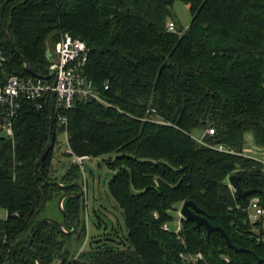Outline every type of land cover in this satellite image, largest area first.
Listing matches in <instances>:
<instances>
[{
    "label": "trees",
    "instance_id": "16d2710c",
    "mask_svg": "<svg viewBox=\"0 0 264 264\" xmlns=\"http://www.w3.org/2000/svg\"><path fill=\"white\" fill-rule=\"evenodd\" d=\"M177 1L189 6L192 19L186 29L169 32ZM64 33L90 49L84 75L106 101L77 99L68 112L69 147L77 157L117 154L109 163L115 171L109 191L127 235L121 249L93 241L75 259L79 248L71 247L87 231L82 198L68 197L64 209L77 233L43 224L31 243L40 263L257 264L256 255L264 264V217L250 220L252 199L264 209V193L240 197L228 179L237 175L244 190H264V165L242 155L249 134L253 145L264 148V0H4L0 40L9 62L0 79L32 77L22 58L38 75H48L47 50ZM50 129V99L42 109L25 101L14 122L15 139L0 135V208L7 212L0 221V264H37L27 244L48 202L66 192L43 180H58L57 122L51 150L36 167ZM196 132L230 152L202 145ZM81 171L73 163L60 181L80 182ZM185 201L195 202L245 251L230 248L220 232L208 239L194 222L182 221L180 232L164 230L173 221L171 211ZM198 252L201 259L186 260Z\"/></svg>",
    "mask_w": 264,
    "mask_h": 264
},
{
    "label": "built area",
    "instance_id": "2783aa9c",
    "mask_svg": "<svg viewBox=\"0 0 264 264\" xmlns=\"http://www.w3.org/2000/svg\"><path fill=\"white\" fill-rule=\"evenodd\" d=\"M4 0H0V10ZM169 32H176L173 22L168 23ZM51 50V49H50ZM52 54L48 52L50 66L48 76H32L29 78L17 74L5 75L0 79V135L14 140V122L18 118L25 101L42 109L44 103L55 94L54 118L57 122L58 132L66 133L68 138V112L72 110L77 99L85 101L102 102V93L93 81L84 75V68L87 65L90 49L86 43L78 37L64 34L56 43ZM9 62L2 49L0 40V70ZM109 88L106 83L105 89ZM206 133L210 136L214 134L213 129ZM195 139L202 145L213 147L223 152H230L223 145L210 146L201 139ZM70 154H73L70 150ZM74 156V155H73ZM86 157L74 156V163L85 169ZM259 198H254L250 205V220L257 222L264 217V209L259 204ZM165 229L170 230L168 225ZM180 232L181 230H176ZM202 256L195 259H201ZM188 259V258H187ZM188 261H190L188 259Z\"/></svg>",
    "mask_w": 264,
    "mask_h": 264
},
{
    "label": "rangeland",
    "instance_id": "374dc122",
    "mask_svg": "<svg viewBox=\"0 0 264 264\" xmlns=\"http://www.w3.org/2000/svg\"><path fill=\"white\" fill-rule=\"evenodd\" d=\"M172 14L173 16L170 18V20H172L177 24L175 25L176 30H178L179 28L186 29L190 25L192 16L188 5L180 1L175 2L172 7ZM6 32L9 31L6 29ZM64 34H69V33H64ZM49 48H51V50L53 49L52 46H50ZM51 50L50 49L47 50V56L49 51L52 54L53 51ZM25 61L27 62L28 65H30V63L26 59ZM24 66L27 70V65L25 62H24ZM30 75L34 76L31 73ZM37 76H41V75L37 74ZM101 103H106L103 93H102ZM154 121L163 123V121L159 118L154 119ZM53 132H54V128H53ZM203 136L204 135L201 132L194 133V137H196L197 139H201ZM242 155L256 159L262 162V164L264 165V148L253 145V139L251 134L247 136V148L245 149ZM84 157H86L84 165L85 166L88 165L92 169V171H86V170L83 171L82 168L80 167L82 170L81 171L82 177H81V181L80 182L78 181V183H80L84 187V194L82 197H77V198L79 199L82 198L81 216L83 223L84 224L86 223L87 233L85 232L86 237L83 241L78 242L73 247H71L72 249L76 247L79 248L78 254L75 255V259L78 258L81 253L89 249L90 248L89 245L93 241L100 240L103 242H109L112 245L116 246L117 248L121 249L124 247L123 244L121 243V239L127 235V227L122 213V209L119 207V205L117 204V202L112 197L109 191V182L115 174L114 169L110 167L109 163L110 160H114L117 157V154H109L94 158L90 156H84ZM73 163H74V156L70 154V147L66 133L58 132L56 134V144L54 148V158H53L54 176L58 178L57 181L61 182L60 180L62 176L66 173L67 169ZM77 165L80 166L79 164ZM73 183L74 182L69 184H73ZM61 184L67 185L62 182ZM229 186H230V182H229ZM78 191L79 190L77 189L74 191H66V192H78ZM59 200L55 197L50 202H48L43 218H51L60 221L62 223L65 222L64 221L65 216L62 214L58 206ZM183 203L184 202L177 204L175 206L176 210L171 211V215L173 216V221L171 223L165 224L175 231L178 229L181 230L183 228L182 221H185V219L182 218L181 216V207ZM6 217H7V212L4 209L0 208V221L5 220ZM165 225L163 226V229L169 231L168 229H165ZM64 232L69 233L67 226ZM76 233H77V227L75 233L73 234L70 233V234L74 235ZM108 238H111L113 242L107 241ZM103 242H100L99 244ZM187 255L188 256H186V260L189 259L190 261H195V258H199V256L203 257L201 252H198L194 255L193 254H187ZM56 264H59V261Z\"/></svg>",
    "mask_w": 264,
    "mask_h": 264
},
{
    "label": "water",
    "instance_id": "95a60500",
    "mask_svg": "<svg viewBox=\"0 0 264 264\" xmlns=\"http://www.w3.org/2000/svg\"><path fill=\"white\" fill-rule=\"evenodd\" d=\"M6 40L8 42V44L10 45V47L16 52L17 55H19L18 51L14 48V43L13 40L11 38V35L9 34V32H6ZM22 60H24V62L27 65V70L28 72H30L31 74H33L34 76H37V74L34 72V70L32 69V67L30 65L27 64V62L25 61L24 58H22ZM54 101H55V95H53L52 97V105H51V129H50V138H49V142L47 144V146L45 147L42 155L40 156L36 167H39L41 165V163L47 158L50 150H51V146H52V141H53V128H54V123H55V118H54ZM85 170L86 171H92V169L86 165L85 166ZM45 183H48L50 185H56L58 186L60 189L62 190H69L71 188H77L79 191L78 192H65L59 200V209L62 212V214L65 216V218L68 220L69 224L72 227V230L69 231V233L73 234L76 231V226L74 224V222L69 218L66 210L64 209V201L65 199H67L68 197H82L84 194V187L78 183L75 182L73 184H61V182L59 181H54V182H49L45 179H43ZM229 182H230V186L233 188V190L240 196V197H246L248 195L254 194V193H264V190L260 189V188H256V189H249V190H244L241 183H240V178L237 175H231L229 177ZM181 216L182 218L185 219V221L188 222H194L196 225V228L198 230H200L202 227H204L207 231V236L208 239L211 237V235L214 232H220L222 234V236L225 238L228 246L232 249H234L236 252H242L245 251L244 249L241 248H237L232 242L231 239L229 237V235L225 232V230L219 226H214L210 223L208 217L206 216L205 212L202 211L195 202L193 201H185L181 207ZM45 223H50L53 224L55 226H57L58 228H60L61 230L65 231L66 228V224L51 219V218H43L42 220H40V222L37 224L35 231L29 241V243L27 244V247L32 251L33 255L37 258V264H41L38 256L36 254V252L31 248V243L34 239V236L36 235V233L38 232L39 228L45 224ZM251 252V251H250ZM257 259V264L261 263V259L256 256Z\"/></svg>",
    "mask_w": 264,
    "mask_h": 264
}]
</instances>
